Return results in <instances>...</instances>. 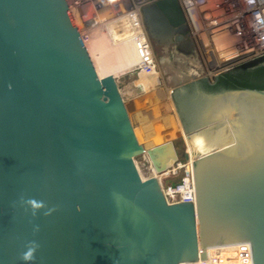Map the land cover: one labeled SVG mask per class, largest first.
<instances>
[{
    "label": "water",
    "instance_id": "1",
    "mask_svg": "<svg viewBox=\"0 0 264 264\" xmlns=\"http://www.w3.org/2000/svg\"><path fill=\"white\" fill-rule=\"evenodd\" d=\"M141 15L194 67L169 90L194 201L166 200L120 91L131 74L97 73L66 0H0V264H264V87L200 77L177 0Z\"/></svg>",
    "mask_w": 264,
    "mask_h": 264
},
{
    "label": "built area",
    "instance_id": "2",
    "mask_svg": "<svg viewBox=\"0 0 264 264\" xmlns=\"http://www.w3.org/2000/svg\"><path fill=\"white\" fill-rule=\"evenodd\" d=\"M149 0H66L78 30L86 41L114 20H126L121 40L136 56L133 71L150 73L157 68L141 6ZM189 27L203 73L218 71L264 53V0H177ZM123 36V35H122ZM89 52V42H85ZM127 59V58H126ZM179 160L170 169L184 168L177 178L162 185L166 200L194 201L192 163ZM169 170V169H168ZM160 174H158L159 176ZM202 264L201 256L197 258Z\"/></svg>",
    "mask_w": 264,
    "mask_h": 264
},
{
    "label": "rangeland",
    "instance_id": "3",
    "mask_svg": "<svg viewBox=\"0 0 264 264\" xmlns=\"http://www.w3.org/2000/svg\"><path fill=\"white\" fill-rule=\"evenodd\" d=\"M115 42V45L111 46L112 42L107 40V44L103 45V48L100 47L98 50L92 51V59L97 66L96 69L99 75L108 73L104 70L106 68L105 64L104 66L102 65L104 60L109 59L123 68L133 66L136 62V56L132 53L130 46L124 45L125 43L122 40H119L118 43ZM157 59L156 70L150 73L142 72L140 75L136 71L131 72L130 79L122 83L120 91L125 101H127L128 113L134 131L136 130L137 139L144 145L147 152L145 157L149 168L152 173L155 170L157 175L160 174L159 180L164 185L170 180L177 179L184 171V168H176L174 171L170 169L177 161L183 160L180 151L184 146L185 137L169 90L180 80L183 71H189L188 69H190L191 65H189V62L188 64L175 58L166 60L157 57ZM112 64L108 63L107 66L111 68ZM197 72L203 74L204 71L197 69ZM174 76L176 78L178 76V78L172 83L171 80H173ZM134 82L141 86V92L134 91ZM158 93L160 95L164 94L167 98L159 99ZM131 99H134L133 103L129 104ZM175 122L179 125V128L177 126V129L173 130V128H176ZM185 142L187 150H190L186 164L189 167L191 149L186 139ZM174 145L179 146L178 155Z\"/></svg>",
    "mask_w": 264,
    "mask_h": 264
},
{
    "label": "bare ground",
    "instance_id": "4",
    "mask_svg": "<svg viewBox=\"0 0 264 264\" xmlns=\"http://www.w3.org/2000/svg\"><path fill=\"white\" fill-rule=\"evenodd\" d=\"M126 23H127V21L126 20H114V21H111L110 22V25L108 26L109 28L108 29H104L103 27L102 28H99L97 31H94L93 33H92V35L89 37V38H87L86 39V41L87 42H89V45H90V47H91V51H90V55H91V58H92V51H95V49H99L100 47L101 48H103V45H105V44H107L106 43V41L107 40H109V41H111L112 43H111V46H114L115 44H114V42L115 41H117V42H115V43H118L119 42V40H121V38L122 37H124V33H126L128 30H126V31H124V32H122L124 29H125V27H126ZM123 35V36H122ZM85 41V42H86ZM103 42V43H102ZM133 53V52H132ZM134 54V53H133ZM93 60V59H92ZM108 63H113L112 65H111V68L110 67H108L107 66V64ZM104 64H105V66H106V68H104V70L106 71V72H108V73H112V74H114V75H116V76H120V75H123V74H125V73H131V72H133V69H131L133 66H129V67H120V65H118L117 63H115V62H113V61H110L109 59L108 60H104V62L102 63V65L104 66ZM95 65V64H94ZM96 66V65H95ZM171 66V65H170ZM95 68H97V66L95 67ZM128 69H130L129 71H128ZM169 69V68H168ZM156 70V69H155ZM96 71H97V69H96ZM128 71V72H127ZM168 71V70H167ZM175 71V70H174ZM143 71H137L136 73L137 74H139L140 75V73H142ZM98 73V72H97ZM172 73H175V72H172ZM107 74V73H106ZM177 78H178V76H177ZM177 78L174 76V78H173V80H171V82L173 83V82H175L176 80H177ZM180 78V77H179ZM134 80V79H133ZM151 83V82H150ZM134 84H136L135 82H134ZM139 85V84H138ZM153 85H155V84H153ZM155 89V88H154ZM153 89V90H154ZM157 94V93H156ZM159 94V93H158ZM160 95V94H159ZM158 95V98L159 99H164V98H167V97H165V95L164 94H161L160 96ZM169 107H170V105H169ZM142 111V110H141ZM171 111V110H170ZM139 113V112H138ZM174 121H175V119H174ZM176 123V122H175ZM174 123V124H175ZM176 125V128H173V130H175V129H177V126H178V128H179V125L176 123L175 124ZM170 127H171V125H170ZM173 127V126H172ZM136 131V130H135ZM181 132V131H180ZM145 134H147V133H145ZM183 134H184V137H185V139L187 140V137H186V134H185V132L183 131ZM137 135V134H136ZM176 135V134H175ZM148 137V136H147ZM187 142H188V140H187ZM189 143V142H188ZM190 147V146H189ZM146 151V150H145ZM187 152L189 153L190 152V150L188 149L187 150ZM188 158H189V154H188ZM192 163V159L190 158V161H189V163H188V165H190ZM193 170V169H192ZM153 174L154 175H156L157 176V173H156V171L154 170V172H153Z\"/></svg>",
    "mask_w": 264,
    "mask_h": 264
},
{
    "label": "trees",
    "instance_id": "5",
    "mask_svg": "<svg viewBox=\"0 0 264 264\" xmlns=\"http://www.w3.org/2000/svg\"><path fill=\"white\" fill-rule=\"evenodd\" d=\"M217 73L221 74L235 85L264 87V53L222 69ZM217 73H215L213 77H209L208 75H202L200 77L206 76L209 83H214Z\"/></svg>",
    "mask_w": 264,
    "mask_h": 264
},
{
    "label": "flooded vegetation",
    "instance_id": "6",
    "mask_svg": "<svg viewBox=\"0 0 264 264\" xmlns=\"http://www.w3.org/2000/svg\"><path fill=\"white\" fill-rule=\"evenodd\" d=\"M184 23H185L183 25L184 28H187V31L189 32V27H188L186 21ZM151 44H152V48H153V51H154L156 58L158 57L159 59H166V60H171L172 58H175V59L180 60L182 62H187V63L189 62V61L183 59V57L180 55V53L178 51L180 49V46H174L175 45L174 42L170 43L167 52L164 51V49L161 45H156L153 41H151ZM189 65H191V67H190V69H188L189 70L188 72H192L194 67L192 66L191 63ZM203 75H206V74H203ZM211 77H213V75Z\"/></svg>",
    "mask_w": 264,
    "mask_h": 264
},
{
    "label": "clouds",
    "instance_id": "7",
    "mask_svg": "<svg viewBox=\"0 0 264 264\" xmlns=\"http://www.w3.org/2000/svg\"><path fill=\"white\" fill-rule=\"evenodd\" d=\"M32 203L35 207H41L42 206V204H37L35 201H32ZM34 252H35V249L30 248L28 251H26L22 254V259L24 261H32L35 258Z\"/></svg>",
    "mask_w": 264,
    "mask_h": 264
}]
</instances>
